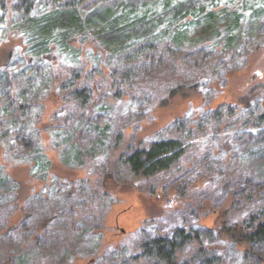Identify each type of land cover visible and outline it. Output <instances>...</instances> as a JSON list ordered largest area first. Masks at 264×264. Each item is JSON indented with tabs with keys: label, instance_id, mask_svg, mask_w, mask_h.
Here are the masks:
<instances>
[{
	"label": "rangeland",
	"instance_id": "rangeland-1",
	"mask_svg": "<svg viewBox=\"0 0 264 264\" xmlns=\"http://www.w3.org/2000/svg\"><path fill=\"white\" fill-rule=\"evenodd\" d=\"M263 113L264 0H5L0 264H264Z\"/></svg>",
	"mask_w": 264,
	"mask_h": 264
},
{
	"label": "trees",
	"instance_id": "trees-1",
	"mask_svg": "<svg viewBox=\"0 0 264 264\" xmlns=\"http://www.w3.org/2000/svg\"><path fill=\"white\" fill-rule=\"evenodd\" d=\"M81 1V0H79ZM5 0H0V5H3ZM22 9L29 13L33 0H20ZM213 17V15H208ZM41 23L34 25L37 30L41 27ZM261 125H264V113L258 118ZM186 147L178 140H166L153 142L148 149H138L127 157L126 162L131 169L145 176H154L162 171L170 169L174 166L185 154ZM179 237L182 241L177 239H166L160 237L146 243L144 245V252L146 254H153L155 258L163 261L164 264H177L175 258L176 250L190 238V236L183 230L180 231ZM239 239V242L255 243L264 241V223L259 224L254 232L241 233L234 237Z\"/></svg>",
	"mask_w": 264,
	"mask_h": 264
}]
</instances>
